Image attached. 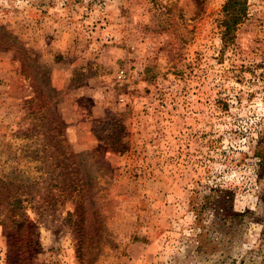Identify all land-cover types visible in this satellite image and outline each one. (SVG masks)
<instances>
[{
  "label": "rangeland",
  "instance_id": "374dc122",
  "mask_svg": "<svg viewBox=\"0 0 264 264\" xmlns=\"http://www.w3.org/2000/svg\"><path fill=\"white\" fill-rule=\"evenodd\" d=\"M225 1L0 0V264H264V0L227 45Z\"/></svg>",
  "mask_w": 264,
  "mask_h": 264
},
{
  "label": "trees",
  "instance_id": "16d2710c",
  "mask_svg": "<svg viewBox=\"0 0 264 264\" xmlns=\"http://www.w3.org/2000/svg\"><path fill=\"white\" fill-rule=\"evenodd\" d=\"M246 3L247 0H226L224 2L222 16L218 23L224 45L233 42L237 26L246 18ZM227 201L228 199H223L224 203ZM7 205L12 229L19 234L23 233V230L25 231L29 225V220L23 208L21 198L12 196L7 201Z\"/></svg>",
  "mask_w": 264,
  "mask_h": 264
}]
</instances>
